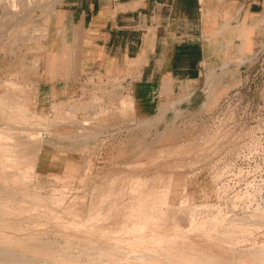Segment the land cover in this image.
<instances>
[{
  "label": "rangeland",
  "instance_id": "obj_1",
  "mask_svg": "<svg viewBox=\"0 0 264 264\" xmlns=\"http://www.w3.org/2000/svg\"><path fill=\"white\" fill-rule=\"evenodd\" d=\"M19 1L0 3V264H264V30L215 45L195 102L139 116V58L83 69L61 0Z\"/></svg>",
  "mask_w": 264,
  "mask_h": 264
},
{
  "label": "crops",
  "instance_id": "obj_2",
  "mask_svg": "<svg viewBox=\"0 0 264 264\" xmlns=\"http://www.w3.org/2000/svg\"><path fill=\"white\" fill-rule=\"evenodd\" d=\"M58 12L66 36L75 29L81 37V68L115 69L139 58L128 81L139 116L184 93L195 102L215 45L246 27L256 26L253 37L264 30V0H61Z\"/></svg>",
  "mask_w": 264,
  "mask_h": 264
},
{
  "label": "bare ground",
  "instance_id": "obj_3",
  "mask_svg": "<svg viewBox=\"0 0 264 264\" xmlns=\"http://www.w3.org/2000/svg\"><path fill=\"white\" fill-rule=\"evenodd\" d=\"M32 2H38V3H40V2H42L43 0H31ZM4 3V4H6L5 6H10L13 10H16L17 8H18V6L19 5H21V1H19V0H5V1H3V0H0V3ZM37 4V3H36ZM33 35V34H32ZM166 84V83H165ZM148 101V100H147ZM1 249V248H0ZM2 250V249H1ZM3 250H4V248H3ZM12 251V250H11ZM1 252V251H0ZM5 252H6V249H5ZM9 253V252H8ZM11 253V252H10ZM9 253V256H11V255H15L13 252V254H10ZM16 253V252H15ZM1 254V253H0ZM3 255V254H2ZM4 255H5V253H4ZM16 255H17V253H16ZM16 255H15V258H16ZM13 257V256H12ZM9 258V257H8Z\"/></svg>",
  "mask_w": 264,
  "mask_h": 264
}]
</instances>
